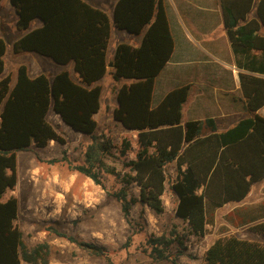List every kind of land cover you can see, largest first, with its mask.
Returning <instances> with one entry per match:
<instances>
[{"label":"trees","instance_id":"obj_1","mask_svg":"<svg viewBox=\"0 0 264 264\" xmlns=\"http://www.w3.org/2000/svg\"><path fill=\"white\" fill-rule=\"evenodd\" d=\"M2 0H0L1 2ZM17 13V26L25 34L15 43L16 53L34 52L59 65L75 64L80 81L64 71L53 78L45 74L30 77L27 66L18 69L12 87L4 76L6 42L0 37V264H49L47 242L28 245L17 225L18 199H1L18 183L17 153L35 146L46 148L54 141L66 145V138L49 120L51 112L74 131L88 135L92 144L85 153L84 165L70 168L102 186L103 158L120 157L132 151L130 140L117 148L109 137L98 135L94 116L100 110L101 86H93L108 72L107 51L112 23L109 15L84 0H10ZM254 0L227 4L223 0L226 29L234 50H246V69L264 75V62L253 51L264 55V0L257 6V18L248 19ZM246 18V25H240ZM42 25L29 30L34 21ZM113 22L117 29L142 36L138 47L120 43L110 71L116 82L118 106L114 119L138 134L136 159L124 162L128 172L106 169L114 175L120 189L113 196L129 218L136 205L148 207L156 215L166 211L163 196L169 178L167 167L176 163L177 177L171 190L178 198L175 217L184 222L183 231L152 235L148 239L150 256L155 261L181 264L188 253L190 238L207 234L208 207L240 202L252 186L264 179V118L255 115L219 133L211 120L183 123L182 110L190 86L176 87L154 104L156 79L170 62L175 49L164 0H118ZM29 30V31H28ZM246 109L255 113L264 106V77L241 74ZM204 126L212 133L205 135ZM62 159L48 162H67ZM133 189H137L135 193ZM202 190V193H200ZM97 256L106 249L83 242L54 227L47 229ZM264 238V222L250 228ZM202 264H264V243L237 235L217 239L204 253Z\"/></svg>","mask_w":264,"mask_h":264},{"label":"rangeland","instance_id":"obj_2","mask_svg":"<svg viewBox=\"0 0 264 264\" xmlns=\"http://www.w3.org/2000/svg\"><path fill=\"white\" fill-rule=\"evenodd\" d=\"M87 1L96 7L92 4V0ZM108 14L112 21V38L108 46V54H114L120 43H129L138 47L141 39L116 29L113 25V13ZM17 20V13L10 0H2L0 2V37L5 40L7 46L5 71L9 72L10 68L24 64L31 75L55 76L61 68L52 59L34 52L15 53V43L25 34V31L18 28ZM41 24L40 20L34 21L29 30ZM15 74L16 72L13 76ZM109 79L114 83L113 79ZM106 91L107 96L112 98L110 90L104 89V93ZM108 115L104 110L102 116L105 118ZM50 121L53 123V118ZM67 137L70 140L64 150L67 162L50 163L48 160H42L45 157L62 159L64 154L61 145L56 148H36L30 152L17 153L18 183L15 190L19 201L18 212L22 213L27 210V207H31L21 216L23 221L21 220L20 225L24 227L25 242L28 245L49 243L51 251L49 264H170L166 261L153 260L150 256L151 247L147 241L152 235H169L172 230L183 231L185 227L183 222L175 217L173 210L176 198L171 190V184L176 177L175 166L167 167L169 182L163 197L166 212L156 215L148 207L136 205L132 208L129 218H126L121 203L113 196V193L121 187L116 177L107 172L106 168L100 169L104 185L102 187L85 175L73 171L68 162L81 165L83 154L85 155L86 152H83L82 147L78 146L70 135ZM114 145L117 148L120 147L119 143ZM36 159H41L39 161L41 172L34 174L33 177L30 169L35 166ZM121 161L119 150L114 149L113 156H107L106 167L119 168L122 165ZM122 170L124 173L128 172L125 167ZM56 182L57 185L54 187ZM69 187L71 190L68 189ZM133 191L138 192L137 189ZM50 227L74 236L80 241L105 248L107 256L94 255L69 240L58 237L47 230ZM217 230L220 231V228ZM215 232L216 225L208 228L206 238H190L188 242L190 255L182 257L181 262L202 264L205 249L213 239L210 235ZM238 233L239 237L246 239V232ZM248 238L264 242V238L260 236L257 238L249 234Z\"/></svg>","mask_w":264,"mask_h":264},{"label":"crops","instance_id":"obj_3","mask_svg":"<svg viewBox=\"0 0 264 264\" xmlns=\"http://www.w3.org/2000/svg\"><path fill=\"white\" fill-rule=\"evenodd\" d=\"M84 1L88 2L87 0ZM92 1V4L108 14L109 12L113 13L114 6L118 0ZM244 1L246 0H225L227 4L242 3ZM259 1L260 0H254V6L248 19L257 18V6ZM164 4L170 30L175 42V49L170 62L156 79L153 96L154 104H157L174 88L188 85L190 86V93L188 101L182 110L183 123L192 121H202L205 123L206 121L211 120L217 127V131L219 133H224L244 119L253 118L255 115L264 118V106L255 113H251L246 109V97L244 95L240 77L241 74L246 75V73L259 77H264V75L257 72H250L246 69V50L238 49L237 52L234 50L226 29L223 0H164ZM240 25H246V18L240 22ZM260 34L264 35V28H262ZM137 37L142 41V36ZM249 55L250 58L257 56L260 62H264V55L261 51H253ZM113 57L114 54L112 53L109 55L107 51L108 72L104 78L93 85L101 86L102 88L100 110L94 116V119L99 127V136L104 135L105 137H109L114 144L119 143L120 145L124 139L130 140L132 151L125 157H122L121 167L108 168L105 163L107 156L103 158V169H115L118 172L124 173L122 170L124 162L136 159V151L139 149L138 134L135 131L125 129L122 124L115 121L113 116L114 110L118 106L114 89L121 87L124 83H128L126 81L116 82L112 78L110 71L113 67H110L109 65L113 63ZM23 65L24 64H18L15 67L10 68L11 70L9 72H4L5 76L11 77L12 87L17 81L18 69ZM59 66L61 69L58 73L56 72L57 74L67 71L75 82L80 81L73 62L65 66ZM15 72L16 74L13 76V73ZM28 73L32 78L41 75H31L29 69ZM109 78L113 79L114 83L110 82ZM104 89L110 90L112 98L107 96V91L104 93ZM107 99H109V101ZM104 110L109 114L105 118L102 116ZM52 118L54 120L53 124L67 140L66 145H61L63 146L62 153H64L67 145H69L70 140L67 137L68 135L77 142L78 146L82 147L84 150L83 152L87 151L88 147L93 142L90 136L74 131L61 120L59 115L53 112L49 115V120H52ZM203 133L209 135L212 131L209 126H204ZM58 145L60 144L52 141L46 148H56ZM35 149L36 147L32 146V148L26 152ZM40 160L41 159H36L34 162L35 166L30 169V174L33 175V177L34 174H40L41 172L39 164ZM42 160L50 161L52 159L45 157ZM84 164L85 155L83 154V163H81V165ZM170 165L175 166L177 177L176 163ZM98 170L100 171V169ZM57 182L54 184V187L57 185ZM68 189L71 190V187ZM7 192H9V194H7ZM7 192L1 199L2 202H5L11 197L17 196V191L15 189ZM200 193H202V190H200ZM174 196L176 198V203L174 204L173 210L175 211L178 198L176 195ZM30 208L31 207H27V210H24L22 213L18 212L19 217L17 225L23 232V237H25V234L23 230L24 227L20 225L22 220L21 216ZM208 209L207 234L204 238L208 235V228H213L214 225H216V232L213 235H210L213 239L205 251L217 239L230 235L239 236L238 232L242 231L246 232V239L261 242L259 239L248 238V235L251 234L258 238L259 235L251 232L250 228L258 223L264 222V179L252 186L250 193L244 200L240 202H229L222 207L214 209L208 207ZM24 220L26 221L27 219ZM218 228H220V231L217 230ZM180 263L183 264L181 259ZM22 264L26 263L23 262Z\"/></svg>","mask_w":264,"mask_h":264},{"label":"water","instance_id":"obj_4","mask_svg":"<svg viewBox=\"0 0 264 264\" xmlns=\"http://www.w3.org/2000/svg\"><path fill=\"white\" fill-rule=\"evenodd\" d=\"M109 66H110V67H113V63H111Z\"/></svg>","mask_w":264,"mask_h":264}]
</instances>
